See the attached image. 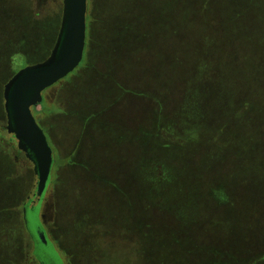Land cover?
I'll return each mask as SVG.
<instances>
[{"label": "rangeland", "instance_id": "obj_1", "mask_svg": "<svg viewBox=\"0 0 264 264\" xmlns=\"http://www.w3.org/2000/svg\"><path fill=\"white\" fill-rule=\"evenodd\" d=\"M43 1L5 4L0 10V36L7 32L9 22L14 32L18 29L16 13L9 18L7 7L16 9L19 16L22 8L30 5L35 10L54 12L62 2ZM156 1L162 2H129L124 13L102 28L103 39L95 45L94 53L90 52L92 64L83 76L67 82L63 89L65 77L44 90L48 114L45 124L38 121L44 130L46 124L65 121L63 110L67 107L81 113L88 110L87 117L92 115L91 121L99 125L96 130L90 127L88 135L86 130L81 139L64 129L58 133V127L47 130L52 136L49 142L54 146V161L39 202L36 192L28 198L35 182L31 160L9 130L0 129L4 141L15 147L18 159L32 166L30 189L17 205L9 203L16 186L10 187L13 190L0 186V206L9 203L0 211V264H148V255L153 257L151 263L183 262L173 256L163 259V247L145 244L146 232L166 242L168 253L180 254L187 264H236L228 253L238 257L264 253V230L258 227L264 221V202L250 172L264 157V0H167L170 4L165 18L159 17L165 6L158 5L156 11ZM90 8L88 0L87 22ZM19 19L22 22V15ZM160 23L162 27L157 26ZM130 24L135 26L129 28ZM105 29L110 30V36ZM112 29L118 33L113 35ZM167 34L171 46L166 48L168 56L160 54L156 59L153 53L160 46L153 45L147 52L154 65L132 72L141 51H145L144 41L151 35L161 40ZM87 38L83 60L89 54ZM27 53L26 63H19L15 72L36 62ZM5 72L1 77L13 70ZM82 98L91 103L82 106ZM253 98L257 109L254 105L247 113L253 118L250 123L256 138L243 145L238 139L243 135V123L235 115L239 116ZM37 109H42L41 103ZM5 114L0 110V119L7 123ZM159 142L167 147H159ZM78 144L82 146L77 159L85 161L81 170L86 169L90 176L74 168L81 194L72 205L68 200L61 204L59 184L52 179L59 158L64 159L61 165L65 175L72 171L66 160L70 155L75 159ZM166 166L173 172L184 171L180 180L195 191L191 209H185L180 193L158 191L169 190L168 185L173 184L154 179ZM148 179L154 193L145 190ZM161 194L165 198H160ZM5 199L8 201L3 202ZM73 217L78 228L84 223L90 225L88 233L82 232V237L73 233ZM102 226L105 228L100 229ZM40 232L46 241L40 239ZM87 234L92 241L98 238L104 256L88 254L83 241H88ZM118 240L123 244L114 250Z\"/></svg>", "mask_w": 264, "mask_h": 264}, {"label": "trees", "instance_id": "obj_2", "mask_svg": "<svg viewBox=\"0 0 264 264\" xmlns=\"http://www.w3.org/2000/svg\"><path fill=\"white\" fill-rule=\"evenodd\" d=\"M5 1H8V0H2V1L0 0V4L3 6V8H2V6H0V10L4 9L5 8L4 6L8 5L10 2L16 3L17 0H11L10 2H5ZM18 1L21 4L23 2V0H18ZM90 1L92 3V9L90 8L91 13H90V16L88 17V27H87L89 30V34L87 35V36H89V40H88V42H89V50H88L89 54L87 55V58H85L81 62V64H79V66L74 71L71 72L70 75L68 74L69 77H68V75L66 76V77H68V79L65 77V83L61 85L62 89L65 88L64 85L67 82H72V80L75 79V77L78 78V77L83 76L84 71H86L88 68H90V66L92 64L90 52L94 53L95 45L99 44L101 42V40L103 39V37L101 36L102 28L103 27L105 28V24L109 25L111 20H113L114 16H116L119 13H124V11L128 8V6H130L129 2H131L132 0L131 1L130 0H90ZM161 1L162 2L156 1L154 3L155 4L154 6L156 7V11L159 9L158 5L163 4L165 6V9L162 10L161 15L159 16L161 18H165V17H168L165 13L169 12V10L167 8L170 4V1H167V0H161ZM59 8H60V10H59ZM6 10H8L7 15H9V18H10V15L11 16L14 15V12L16 13V20L15 21L18 24V29H17V31L14 32L12 30V27L10 26V22H9V23H7V26H8V28L6 29L7 32L4 33L2 36H0V51H1L0 52V71H1L0 72V110L4 111V114H5V110H4L5 108L3 106L4 105L3 89H4L5 83L15 73L14 68L16 66H18L19 63L21 65H22V63H26L25 59L28 56L27 52H29V54H31L30 58L36 62L44 59L45 57H47L49 55V53H50V51L54 45V42L57 38V34H58V31L60 28L63 3L61 2V5H60V7H58V10H55L54 12H45V11L42 12L40 10H35V9H33V7L31 5L29 7L27 6V8H24V9L22 8V13L19 14V16L17 15L16 9L12 11L9 7H7ZM20 15H22V22L19 19ZM4 16H6V15H4ZM134 22H135V20H134ZM151 25H152V27L156 28L155 24L152 23ZM162 25H163V23L157 24V26H161V27H162ZM132 26L134 27L135 25L130 24L129 28H132ZM112 30H111V32H113V35H114V33H118V30H115V31L114 30L112 31ZM109 31H110L109 29H105V33L110 36ZM8 34H10V35H8ZM169 37H170V35L167 34V35H165V37L162 38L163 40L162 39L159 40V39H155L153 37V35H151L150 39H146L147 41H144L145 42V46H144L145 51H141V52H143V54L138 58V63L135 64L134 62H132V64L137 65V67H132L131 64L128 66V67H132V72L136 71V69L139 67H141V69L143 71H146L145 69L151 68L154 65V59H152V61H150L152 56H150L149 53L147 52L150 50V48L153 45L154 46H160L159 47L160 49L156 50L153 53V54H156L154 57H156V59H158V57L159 58L161 57L160 54H162V57L166 58L168 56L167 55L168 52H166V48L167 49L171 48V46L169 45V43H170ZM26 53H27V55H26ZM145 56H146V58H143ZM4 69H6L5 73H9L10 70H13V73L9 74L7 76L1 77V76H3L2 71ZM160 71H161V68H160ZM162 74H164V72ZM82 99H83L82 106H88L91 103V101H87L86 98H82ZM90 100H91V98H90ZM251 100L249 101L248 104H245V107L242 110V112L239 113V116H237L238 113L235 115L236 117H238L240 119L241 124L243 123V127H244L243 135L238 138L243 145L247 144L251 140H253V136H254V139L256 138V130L250 123L253 121V118L250 119L251 117H249V114L247 113V110L256 104V103H254V98ZM41 105H42V109H40V110L37 109V105L33 107V109L35 110L34 114L36 115V118H38V121L45 124L46 114H48L46 112V110L49 108L48 107L49 103H48V101H46V99H43V101L41 102ZM256 106L257 105H255L254 107L256 108ZM63 113H65V115L67 117V119L65 121L59 122L60 124H58V125H56L54 123H50V125L46 124L47 127L46 126L44 127L45 130L51 131L50 128L55 129L58 127L56 129V131L58 133L60 132V134H61L62 130L64 129L68 134L80 135V139H81L82 135L85 134L86 130H87V133L85 135H88V133H89L88 129L90 127H92V129L94 127V129L96 130L97 126L99 125V124L91 121V118L93 119V117H91L92 115L91 116L88 115V117H87V114H89L88 110H84L83 111L84 114H83L80 112V110L79 111L75 110V109L72 110L70 107H67L65 110H63ZM263 113H264V109H263ZM5 116H6V114H5ZM94 118H95V116H94ZM66 121L68 123H63ZM6 124L7 123L5 120L0 119V125H1L0 129H4V130L8 131ZM59 127H61V128H59ZM79 129H80V131H79ZM49 131H47V133ZM56 131H54L55 134H57ZM154 135L156 136L157 134H154ZM51 137L52 136H50V134H49V141L51 140ZM134 140H136V137ZM164 145L165 144H162V142H159V147L166 148L167 146H164ZM81 146H80V144L77 145L76 153L73 155V156H75V159L72 160V155L68 156V159L66 161H68L67 162L68 165H71L72 171L67 172L66 175H65V172L62 171V165H61V162L64 161V159L59 158V162L57 164L56 171H55V174H54L52 180L55 182V184H59L57 196H58L59 202H62L61 204H63V202H64L63 200H68V201H70V203L72 205V203L75 202L76 198L77 197L79 198V195L81 194V189L79 188V186L77 187V183H79V182L78 181L76 182V180H74V179H77L76 176L78 174L75 171H73L74 168H76L79 172L83 171V170H81V168H83L82 164L85 163V161L80 162L77 159L78 152L81 150ZM52 147L54 148L53 145H52ZM14 150H15V147L10 143V141H7V142L4 141L2 134L0 132V186L8 185L10 190H13L10 187L16 186L15 189H17V192L15 195L11 196L12 198L10 199L11 201L9 203L11 204V203L16 202L15 205H17L18 204L17 202L20 201V198H21L20 196L25 195L26 191H28V189H30L29 183H30V178L32 177V174H31V170H32L31 167L32 166L30 164L25 165L23 160L18 159ZM156 154H158L157 150L155 151V156H156ZM57 158H58V155H57ZM26 159L27 158H25V160ZM259 161L260 162H258V164L254 165L255 171L252 168L250 172L252 173V171H253V177H251V178H253V179L255 178L256 183H258V187L260 188V192L258 193V195L260 197L261 202H264V157H263V159L259 158ZM171 169L172 168L170 166H168V167L166 166L163 168L162 175L155 173L154 179H157L158 183H165L167 185H168V183H173L171 185L170 184L168 185L169 190H168V188L167 189L163 188V190L158 188V191L161 192L162 194H163V192L167 193V191H168V193L171 195H178L177 193H180L181 195H178V196L181 198V201L184 200L185 206H186L185 209L189 210V209H191V206L194 205V203L196 201L195 191L190 186L184 184L180 180V176L182 174H184V171H181V172L174 171L173 172ZM156 171H157V169L155 170V172ZM83 173H85L84 176H87V177L90 176L86 169L83 171ZM139 173H141V176H143L144 179H147L146 175L143 174L144 172L140 168H139ZM94 178H96V177H94ZM138 179L142 181L141 178H138ZM68 181H69V183L67 184ZM151 181L152 180L148 179V183L147 182L145 183L146 185H148V187L145 189L147 193L148 192L154 193V190H153L154 188H153V184ZM143 182L144 181H142V183ZM66 184L69 187L67 190L64 189ZM70 185H71V187H70ZM154 185L156 186L155 183H154ZM148 188L150 191L148 190ZM79 192H80V194H78ZM162 194L159 195L160 198H162V196H163V198H165V196ZM4 201H8V200L5 199V200H3V202ZM145 202H147V199L145 200ZM9 203H7L6 206H8ZM6 206L1 205L0 211L3 210L4 208H6ZM79 213H78V215H79ZM74 217L72 219V224L70 226L74 230L73 233L76 234V232H77L76 235L78 236V232H79L80 236L82 237V232H83V234H85V231L88 233V228L90 225H87L86 223H84L82 226L79 225V228H78V225H76V222L73 221ZM75 219H77V217ZM258 227L260 229L264 230V221L262 223H260L258 225ZM75 228H76V231H75ZM103 228H105V227L102 226L100 229H103ZM116 231L125 233L124 229H122V231L121 230H116ZM147 234L148 233L146 232L147 238H146L145 244H148V246H149L151 243H153V244H158V246H160L161 248L163 247V250L165 251L164 254L162 255L163 259H168V258L173 256L174 259L178 258V259L183 260V262H179V263L187 264L185 262V258L180 257V254L179 255L178 254L173 255V254L168 253V251H169L168 246L169 245L166 242L158 241V240L152 238L150 236V234H148V235ZM87 239H88V241H86V240H83V241L85 242L84 243L85 248L89 251L88 254L94 253L96 255L100 254L101 256H104V254H103L104 251H103L101 244L99 243V240H97L98 238H94L93 239L94 243H93L90 236H88V234H87ZM158 242H161V243H158ZM113 244L114 243H112L111 245H113ZM118 244L122 245L123 243L121 242V240H118L117 245L115 246V244H114V246H112V247H115L114 250L116 248H118L117 247ZM151 247H153V246L151 245ZM216 250L220 254L224 253V251H221V249H219V248H217ZM106 252L109 254L111 253L110 251H106ZM113 255L117 256L116 253H113ZM228 255L231 256L233 259H236V261H235L236 264H260V263L264 262V253L257 254L253 257L252 256L238 257L234 253H228ZM105 257L107 258V256H105ZM151 258H153V257H151V255H148V260H150L148 264H157V262L151 263ZM155 258L158 259V257H155ZM161 264H163V263H161ZM190 264H193V263H190Z\"/></svg>", "mask_w": 264, "mask_h": 264}, {"label": "water", "instance_id": "obj_3", "mask_svg": "<svg viewBox=\"0 0 264 264\" xmlns=\"http://www.w3.org/2000/svg\"><path fill=\"white\" fill-rule=\"evenodd\" d=\"M87 12L88 0H63L60 28L49 55L22 66L4 85L7 129L34 167L35 182L28 198L36 192V202L42 198L50 179L54 150L33 107L43 101L46 88L66 77L82 62L88 33ZM39 236L46 241L43 233Z\"/></svg>", "mask_w": 264, "mask_h": 264}, {"label": "flooded vegetation", "instance_id": "obj_4", "mask_svg": "<svg viewBox=\"0 0 264 264\" xmlns=\"http://www.w3.org/2000/svg\"><path fill=\"white\" fill-rule=\"evenodd\" d=\"M46 0H44L43 2H45ZM62 3H63V0H62ZM21 68V67H20ZM38 205H39V203H38ZM30 211V210H29ZM43 216V215H42ZM26 220H27V214H26ZM54 220V219H53ZM64 260H66V256H65V258H64ZM70 260V259H69ZM57 263V262H56ZM56 263H54V262H51L50 264H56ZM58 264V263H57Z\"/></svg>", "mask_w": 264, "mask_h": 264}]
</instances>
